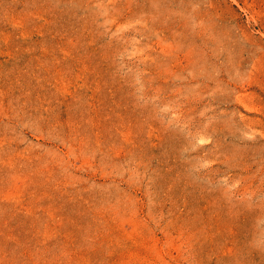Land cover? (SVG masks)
Instances as JSON below:
<instances>
[{
    "label": "rangeland",
    "instance_id": "rangeland-1",
    "mask_svg": "<svg viewBox=\"0 0 264 264\" xmlns=\"http://www.w3.org/2000/svg\"><path fill=\"white\" fill-rule=\"evenodd\" d=\"M0 264H264V0H0Z\"/></svg>",
    "mask_w": 264,
    "mask_h": 264
}]
</instances>
